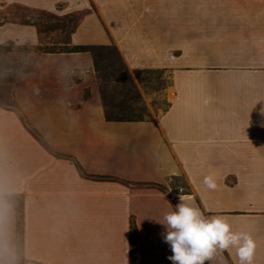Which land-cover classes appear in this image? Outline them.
Segmentation results:
<instances>
[{
  "label": "crops",
  "instance_id": "obj_1",
  "mask_svg": "<svg viewBox=\"0 0 264 264\" xmlns=\"http://www.w3.org/2000/svg\"><path fill=\"white\" fill-rule=\"evenodd\" d=\"M32 13L81 14L71 44L163 71L169 105L107 122L88 52L36 55L0 93V264H17L9 197L22 200V264H129L131 218L142 264H172L162 223L181 195L250 234L264 264V0H0V47L42 42L21 22Z\"/></svg>",
  "mask_w": 264,
  "mask_h": 264
},
{
  "label": "rangeland",
  "instance_id": "obj_2",
  "mask_svg": "<svg viewBox=\"0 0 264 264\" xmlns=\"http://www.w3.org/2000/svg\"><path fill=\"white\" fill-rule=\"evenodd\" d=\"M24 13L23 15H28ZM30 19L21 22H36L40 26L41 41L47 49L61 51L64 44L70 40V31L77 23L81 14L57 17L50 13H32ZM70 48V47H69ZM33 49L21 45L0 47V93H6L11 88L16 76L29 70L36 57ZM133 86L122 82H113L108 87L111 111L120 113L124 119L144 120L154 112H163L169 105L163 96V87L167 86V74L160 70L139 71L130 70ZM6 105L8 103H5ZM9 106V105H7ZM153 111V112H152ZM136 116H138L136 118ZM173 187H181L179 181H171Z\"/></svg>",
  "mask_w": 264,
  "mask_h": 264
},
{
  "label": "clouds",
  "instance_id": "obj_3",
  "mask_svg": "<svg viewBox=\"0 0 264 264\" xmlns=\"http://www.w3.org/2000/svg\"><path fill=\"white\" fill-rule=\"evenodd\" d=\"M204 184L208 189L217 187L212 176H206ZM180 201L176 211L165 215L162 223L172 264H205L217 250L233 248L239 264H253L257 244L250 234L233 231L226 216H205L199 207L186 203L182 195Z\"/></svg>",
  "mask_w": 264,
  "mask_h": 264
},
{
  "label": "trees",
  "instance_id": "obj_4",
  "mask_svg": "<svg viewBox=\"0 0 264 264\" xmlns=\"http://www.w3.org/2000/svg\"><path fill=\"white\" fill-rule=\"evenodd\" d=\"M45 14V13H44ZM74 14L68 15L70 18L73 17ZM23 24H30L37 28L39 33H41L40 26L36 22H28ZM78 22L74 24L73 28L70 31L71 33L74 32ZM14 45V44H10ZM70 47V48H69ZM33 49L37 55L45 54V53H84L88 52L93 60L94 69L97 79V85L99 89V95L101 99V103L104 110V117L107 122H123V121H141L142 119L138 120H131V119H124L123 115L120 113H114L111 111L112 105L109 101L108 95V87L113 82H122L123 84H129L133 86V80L131 78L130 70L125 65L119 51L113 45L107 46H83V45H72L70 40L69 42L64 44V49L61 51H55L53 49H47L46 46L41 42L36 46L29 47ZM134 73H138L139 71H153V70H133ZM164 89V87H163ZM89 97V92L85 91L84 98L87 99ZM168 108V106H167ZM138 116H136L137 118ZM39 139V138H38ZM40 140V139H39ZM59 158H65L71 161L81 173V176L84 178H94V179H101V180H110L112 178L109 177H96L90 176L83 172V170L79 167L77 161L73 158L66 157L65 155L56 154ZM7 201L13 206L15 209L18 219H17V230H18V237H17V264H22V256H21V245H22V200L16 197H9ZM129 264H142V243L138 233L137 225L135 220L131 218L130 220V241H129V257H128Z\"/></svg>",
  "mask_w": 264,
  "mask_h": 264
}]
</instances>
